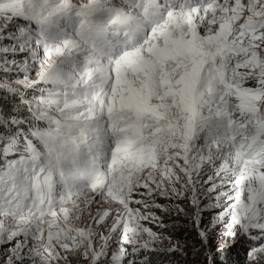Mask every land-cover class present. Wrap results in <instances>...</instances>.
<instances>
[{"label": "snow or ice", "instance_id": "obj_1", "mask_svg": "<svg viewBox=\"0 0 264 264\" xmlns=\"http://www.w3.org/2000/svg\"><path fill=\"white\" fill-rule=\"evenodd\" d=\"M0 264H264V0H0Z\"/></svg>", "mask_w": 264, "mask_h": 264}, {"label": "rangeland", "instance_id": "obj_2", "mask_svg": "<svg viewBox=\"0 0 264 264\" xmlns=\"http://www.w3.org/2000/svg\"><path fill=\"white\" fill-rule=\"evenodd\" d=\"M190 259H194V257H190Z\"/></svg>", "mask_w": 264, "mask_h": 264}]
</instances>
